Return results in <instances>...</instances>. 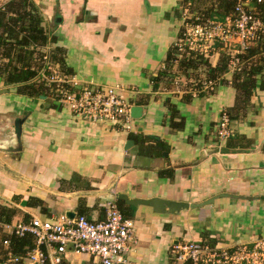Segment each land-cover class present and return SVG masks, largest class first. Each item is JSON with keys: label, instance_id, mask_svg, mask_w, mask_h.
Wrapping results in <instances>:
<instances>
[{"label": "crops", "instance_id": "obj_1", "mask_svg": "<svg viewBox=\"0 0 264 264\" xmlns=\"http://www.w3.org/2000/svg\"><path fill=\"white\" fill-rule=\"evenodd\" d=\"M33 1L50 36L32 47L34 66L48 52L62 74L84 87L118 88L143 113L127 132L89 123L59 105L50 89L24 95L0 77V208L13 211L10 221L63 215L102 221L105 205L115 202L134 224L126 264H174L178 242L232 248L264 238V91L254 92L245 118L232 121L231 137L219 143L218 122L236 103L235 72L220 66L222 55L215 58L211 67L222 73L215 90L203 95L172 79L175 71L208 78L206 62L182 71L172 59L186 6L218 16L221 0ZM20 65L12 67L18 75ZM12 147L17 151L8 152ZM122 196L200 206L159 214ZM61 258L60 264H99L71 249Z\"/></svg>", "mask_w": 264, "mask_h": 264}, {"label": "built area", "instance_id": "obj_2", "mask_svg": "<svg viewBox=\"0 0 264 264\" xmlns=\"http://www.w3.org/2000/svg\"><path fill=\"white\" fill-rule=\"evenodd\" d=\"M7 1L0 0V10H4ZM235 1L232 14L224 21L211 20L200 14L190 13L193 18L189 13L184 15L181 39L175 44L178 60L185 56L208 59L209 54H225L230 57V70H241L239 56L264 39V0ZM41 66L36 79L50 89L59 104L89 123L131 131L132 106L118 88L81 86L54 68L48 52L43 55ZM173 84L179 87L181 81L175 77ZM189 84L190 94L198 95L215 90L218 82L205 79V82ZM230 125V117L224 111L216 131L219 143H225L231 137ZM105 208L106 218L102 221H92L83 215L73 219L63 215L44 219L35 217L29 222H7L0 216V248L5 249L6 257L1 264H46L49 259L53 264H60L61 255L70 246H73V252L90 256L99 264H126L124 255L129 251L134 224L115 202H109ZM27 236L34 240L32 249L24 256L14 255L10 238ZM171 254L174 264H264V238L252 246L232 248H220L206 242H178L173 245Z\"/></svg>", "mask_w": 264, "mask_h": 264}, {"label": "trees", "instance_id": "obj_3", "mask_svg": "<svg viewBox=\"0 0 264 264\" xmlns=\"http://www.w3.org/2000/svg\"><path fill=\"white\" fill-rule=\"evenodd\" d=\"M221 2L224 13L217 14L218 16L212 13L210 15V10H208L204 14L205 18L224 21L225 17L232 14L236 1L221 0ZM44 23L42 14L33 0H10L4 6V10H0V77H5V83L7 85H18V91L24 95H34L38 91H46L47 89L43 83L37 85L34 82L38 76V72L42 69L41 59L43 55H40V58L37 60V64L39 65L35 64L34 66L32 60V47L44 46L50 39ZM175 50L176 52L172 59L173 64L179 61L177 49ZM57 54H62L61 50L56 49V52H52L51 57L57 60L59 59ZM14 55L16 56V60ZM221 57L220 66L226 71L229 68L230 57L225 56V54H222ZM239 58L241 70L235 72L232 82L237 93L236 103L231 109L226 111L231 122L244 119L247 115L254 92L257 89L264 91V39L259 40L257 44L251 46ZM20 61L21 65L18 75L16 73V67H14V70L12 67L14 63ZM25 61L27 62L26 66H24ZM59 61L61 63V69L64 71L65 64L63 60L60 59ZM204 62H206V59L185 56L180 60V68L183 71L184 68H187V65L189 66L193 63L202 64ZM206 64L211 72L207 79L217 81L219 78L217 74L222 73V71L220 72L218 69L212 68L207 62ZM9 71L10 75L8 74ZM5 75H7V78ZM36 85L40 86V88L36 87ZM204 93L209 92H203L201 95ZM232 144L230 142L228 146L232 148ZM12 214L13 211L0 208V216L4 221L10 222L13 216ZM10 239V249L14 255L24 256L33 247L34 240L31 236L22 239L16 237ZM0 261L2 260L0 259Z\"/></svg>", "mask_w": 264, "mask_h": 264}, {"label": "water", "instance_id": "obj_4", "mask_svg": "<svg viewBox=\"0 0 264 264\" xmlns=\"http://www.w3.org/2000/svg\"><path fill=\"white\" fill-rule=\"evenodd\" d=\"M143 113V109L141 107H133L131 108V117L133 119H138L142 116ZM21 120H17L15 122V135H16V140L18 141V143L21 142V133H22V129H21ZM130 145V143L128 144V146ZM8 152H16L17 149L16 147H12L7 149ZM124 197V200H126V202L132 206H139V205H147L150 206L154 209L155 212L159 213V214H178L179 212H181L182 210H187L191 207H195L197 208L200 205H192L190 206L188 203L185 202H178V201H172V200H165V199H160V198H156V199H150V200H139V199H135V200H128L125 198V196H122V198ZM71 219H73V216H70ZM69 249H73V246H70L68 248Z\"/></svg>", "mask_w": 264, "mask_h": 264}, {"label": "rangeland", "instance_id": "obj_5", "mask_svg": "<svg viewBox=\"0 0 264 264\" xmlns=\"http://www.w3.org/2000/svg\"><path fill=\"white\" fill-rule=\"evenodd\" d=\"M190 6H191V4H189ZM189 5H187L186 7H187V9L183 12V18H184V15H186L187 16V14L189 13H192L193 15H195V14H201L199 11H197V10H199L198 8L199 7H193V6H189ZM192 14H190L191 16H192V18L194 17ZM182 18V19H183ZM190 20H192V19H190ZM183 22V21H182ZM186 22V21H185ZM227 51H228V49H227ZM217 57H220V54L219 55H216V54H209V58L208 59H206V62L208 63V64H212L213 62H214V60H215V58H217ZM180 60H182V57H180V59H179V61ZM179 61H177V63L179 62ZM60 72V71H59ZM199 71H197V72H189V74L187 73V75L188 76H185L184 74H182L181 72H174V76L172 77V79H174L175 77H177V79L178 80H180L181 81V84H184V86H181V88L182 87H186V86H188V85H190L189 83H192V82H199V81H204L205 82V76H202V75H200L199 73H198ZM61 73V72H60ZM62 74V73H61ZM202 74V73H201ZM37 78V77H36ZM57 103H58V101L56 100V99H54ZM59 104V103H58ZM59 105H61V104H59ZM63 106V105H62Z\"/></svg>", "mask_w": 264, "mask_h": 264}]
</instances>
